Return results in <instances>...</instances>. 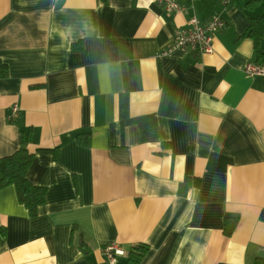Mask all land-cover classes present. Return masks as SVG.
I'll return each instance as SVG.
<instances>
[{
  "label": "crops",
  "instance_id": "1",
  "mask_svg": "<svg viewBox=\"0 0 264 264\" xmlns=\"http://www.w3.org/2000/svg\"><path fill=\"white\" fill-rule=\"evenodd\" d=\"M247 1L0 0V158L31 130L28 177L47 188L36 216L0 188V264H108L109 242L115 264L264 259V74L245 72L264 65L248 34L264 0ZM213 15L212 53L160 55Z\"/></svg>",
  "mask_w": 264,
  "mask_h": 264
},
{
  "label": "trees",
  "instance_id": "2",
  "mask_svg": "<svg viewBox=\"0 0 264 264\" xmlns=\"http://www.w3.org/2000/svg\"><path fill=\"white\" fill-rule=\"evenodd\" d=\"M262 3L263 0H248L246 7L255 9ZM248 34L254 42L257 61L264 64V53L260 48L261 41L264 37V13L249 19ZM239 39L238 37L237 41ZM8 74L7 64L0 59V78H6ZM79 136L88 141L84 136ZM31 137V130L27 132L22 130L20 147L14 153L0 158V188L10 185L15 186L19 200L26 206L31 216H36L39 206L46 201L47 188L35 185L28 177L29 168L36 155L27 147L31 141ZM237 222V217L225 218L224 232L226 235L232 234ZM148 249L149 246L141 243L134 246L131 249L130 259L138 262ZM254 264H264V259H257Z\"/></svg>",
  "mask_w": 264,
  "mask_h": 264
},
{
  "label": "built area",
  "instance_id": "3",
  "mask_svg": "<svg viewBox=\"0 0 264 264\" xmlns=\"http://www.w3.org/2000/svg\"><path fill=\"white\" fill-rule=\"evenodd\" d=\"M167 13H174L182 10L179 0H160ZM227 3L229 0H220ZM227 21L220 15H213L208 21L201 22L196 16H192L186 26L177 29L173 36L172 43L164 48L160 55L171 53L174 49H189L199 55L210 54L214 51V37L225 29ZM264 65L248 63L245 72L249 76L264 74ZM20 108L18 105L12 107L11 119L18 117ZM104 256L108 264H115L118 256L127 255V251L121 248L116 242H109L103 247Z\"/></svg>",
  "mask_w": 264,
  "mask_h": 264
}]
</instances>
